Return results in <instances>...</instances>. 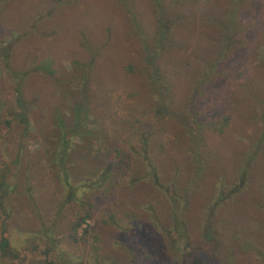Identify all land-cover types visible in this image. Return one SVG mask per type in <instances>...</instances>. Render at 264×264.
<instances>
[{
  "label": "trees",
  "instance_id": "16d2710c",
  "mask_svg": "<svg viewBox=\"0 0 264 264\" xmlns=\"http://www.w3.org/2000/svg\"><path fill=\"white\" fill-rule=\"evenodd\" d=\"M145 1V13L132 3V11L126 15L127 32L136 42V58H130L124 73L129 74L133 82L121 83V90H104L101 98L108 108L95 115L94 98L98 94L91 85L95 59L73 60L70 71L63 70L54 77L62 101L53 107L51 124L43 131L41 149L32 160L26 158L24 143L32 130L31 104L23 96L26 73L13 71L12 104L4 114H1L0 104V128L7 133L15 131V145L11 150L6 149L7 141L0 133V264H57L65 217L62 209L70 202L85 208V213L70 225L69 238L74 242L76 230L92 217L94 201L98 195L102 197L99 193H106L109 200L104 198V204L108 203L105 210L116 206L118 212L122 207L115 196L117 186L124 195L144 193L160 199L165 218L162 221L155 217L152 224L159 226L173 253L180 252L183 257L197 250L225 249L223 232L231 222L223 220L220 209L231 207L238 211L242 199L239 196L264 195L256 178L257 173L261 174L259 166L264 168L256 162L259 155L264 154L260 150L264 147V131L245 154L240 156L238 149L233 150L234 164H227L220 161L223 157L219 149L209 151L210 156H205L202 150L209 148L208 139L217 142V148L225 145L223 140L214 137L224 133L230 117H211L200 109L206 98L225 102L215 86L220 79L231 76L228 70L242 60L232 48L243 39L247 42L245 31L248 37L253 32L247 30L249 25L244 24L241 17L262 10V5L259 4L258 9L256 0H226L224 6L212 0ZM117 2L121 4L120 0ZM63 3L64 0H54L47 14L56 15V7ZM252 23L255 32H262L260 36L254 33L253 39L258 38L257 42L264 39V20L258 18ZM203 25L209 29L208 33L200 31ZM196 31L200 32L195 38ZM193 40L196 46L192 62L179 51ZM48 62L45 60L41 68L52 72ZM6 67L10 70L8 64ZM257 99L264 107V95ZM91 123L96 124V128H91ZM182 153L188 156L186 162L190 168L187 178L178 183V155ZM216 163L235 169L232 168V173L222 167L215 171L212 167ZM209 170L213 174L207 181ZM41 172L60 193L50 205L51 214L43 208V201L37 195ZM101 187L104 191L100 192ZM202 188L205 190L201 192ZM196 198L202 208L199 215L196 214L197 219L189 214L191 200ZM152 206L150 203L143 209L152 210ZM116 211L107 216L104 213L102 222L115 224ZM232 219L235 228L246 222L240 217ZM29 222L32 224L27 225ZM13 223L19 228H28L24 252L11 244L8 230ZM86 231L83 230L84 235ZM233 235L236 236V231ZM131 237L132 241L136 238ZM94 238L96 240L97 236Z\"/></svg>",
  "mask_w": 264,
  "mask_h": 264
},
{
  "label": "rangeland",
  "instance_id": "374dc122",
  "mask_svg": "<svg viewBox=\"0 0 264 264\" xmlns=\"http://www.w3.org/2000/svg\"><path fill=\"white\" fill-rule=\"evenodd\" d=\"M212 1L219 2L221 6L226 2V0ZM256 2L258 9L259 4L262 5V10L259 9L252 14L248 12L241 17L244 24L249 25L247 30L253 31L252 35L248 37V31H245L247 42L243 39L242 43L232 48L238 52L242 60L238 58L240 62L237 66L228 70L231 76L220 79V83L215 86L217 92L225 98V102L221 99L206 98L205 105L200 107L202 113L211 117L229 115V124L224 133L214 137L223 140L225 145L221 144L217 148L218 143L208 139L210 146L203 149L202 153L210 156L209 151L212 153L219 149L223 157L220 161L232 165L234 164L232 154L237 152V149L240 151V156L251 150L264 131V107L257 99L264 95V39L261 38L258 42V38L253 39L254 33L259 35L262 32L261 30L255 32L252 23L258 18L264 20V0H256ZM120 3L118 4L117 0H78L77 2L64 0L63 4L56 7L58 13L51 17L47 11L49 5L54 4V0H0L1 114L11 106L14 97L13 71L25 72L23 96L31 104L30 127L32 128L24 142L28 160L39 154L43 131L45 132L51 124L52 109L62 101L54 77L63 70L70 71L73 60L85 61L90 57L95 59L96 70L91 84L93 91L98 94L94 98L95 115L102 114L108 108L107 103L101 98L104 90L111 88L121 90V83L126 85L133 82L131 76L124 73V66L130 58H136V42L133 35L127 32L126 15L132 11V3L141 13H145L147 4L145 0L135 2L120 0ZM199 29L203 33L209 32L206 25ZM199 32L194 33L195 38ZM15 37L17 38L14 39ZM239 37H242V33ZM10 39L11 44L7 42ZM195 43L196 41L193 40L185 49L179 51L180 55L190 58L192 62ZM201 50L204 51L205 47ZM45 60L49 61L48 69L52 72L42 70L41 65ZM6 63L10 70L7 69ZM112 94L116 96V93ZM95 115L91 117L94 118ZM90 127L96 128V124L91 123ZM0 133L7 141L6 149L11 150L15 145L14 129L7 133L6 129L0 128ZM206 135L211 136L207 133ZM260 150L261 153L264 152V147ZM179 152L178 150V154ZM178 156L180 174L177 182L180 183L187 178L190 167L186 162L187 155L182 153ZM256 162L264 166L262 163L264 154H260ZM220 167L227 173H232L233 167L225 168L222 163L214 164L212 169L220 171L218 170ZM259 170L261 174L257 173L256 178L259 179L257 185L262 186L261 189L264 190V177H261L264 168L259 166L258 172ZM167 171L168 168L166 173ZM171 171L169 169V172ZM212 174V170H209L207 181ZM37 182L40 183L37 187V195L43 201L41 202L44 204L43 208L51 214L50 205L54 204L60 193L56 192V185L42 172ZM119 189L117 186L115 196L117 203L120 202L122 207L117 212L116 206H110V209L105 210L108 203L104 204L106 193L101 192L104 191L101 187L99 194L102 197L97 196L94 207L91 208L94 209V213L76 230L77 240L74 242L69 238L72 231L70 225L85 213V208L74 202L66 204L62 209L65 217L62 221L57 264H264V195L246 193L238 197L242 198L237 207L241 209L238 211L231 207L220 209L219 215L223 220L231 222L223 232L225 249L197 250L183 257L180 252L173 253L169 241L165 239L159 226L152 224L155 217L162 218V221L165 218L166 212L160 199L144 193L135 195L132 191L124 195L125 193L121 194ZM203 190L205 188H202L201 192ZM197 200V198L191 200L192 208L189 212L195 219L202 210ZM248 200L252 202L249 204ZM150 203L153 204L152 210H144L143 207ZM111 211L117 212V222L115 224L102 222L103 214L106 213L107 216ZM238 217L246 222H241L235 228L232 218ZM31 224L29 222L27 225ZM23 229L25 228H19L13 223L8 230L11 244L22 252L29 234L28 228ZM32 229L34 230V226ZM84 229H87L85 235ZM234 231L236 236L233 235ZM94 235L97 236L96 240ZM131 235L136 237L134 241L131 240ZM83 237H86V240H83Z\"/></svg>",
  "mask_w": 264,
  "mask_h": 264
}]
</instances>
